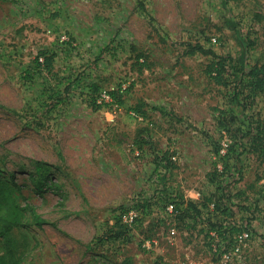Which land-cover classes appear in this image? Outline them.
<instances>
[{"label":"rangeland","instance_id":"1","mask_svg":"<svg viewBox=\"0 0 264 264\" xmlns=\"http://www.w3.org/2000/svg\"><path fill=\"white\" fill-rule=\"evenodd\" d=\"M197 44L231 56L232 77L263 63L264 0H0V178L50 223L23 212L10 235L21 264H221L201 226L157 212L123 239L111 236L114 211L164 181L187 200L215 194L210 175L231 137L220 123L264 120V92L242 111L208 77L213 56L185 54ZM42 52L51 67L44 56L38 65ZM103 94L113 102L100 103ZM139 103L145 117L133 110ZM243 150L231 162L243 180L226 201L254 239L232 264H264V158Z\"/></svg>","mask_w":264,"mask_h":264},{"label":"trees","instance_id":"2","mask_svg":"<svg viewBox=\"0 0 264 264\" xmlns=\"http://www.w3.org/2000/svg\"><path fill=\"white\" fill-rule=\"evenodd\" d=\"M240 1L241 0H223V3L226 6H230L231 3ZM255 18L256 20H262L263 16L261 14H256ZM197 52L211 54L213 56L214 60L207 67L208 77L216 85L232 90V97L236 100L237 104L240 105L242 111H246V99L255 97L259 93L264 92V62H258L250 66L241 64L238 71H236L232 77L227 75L226 62L232 63L234 68H236L237 65L236 61L233 60L231 56L219 57L212 51L206 50L200 44L195 46L189 45L188 51H186L185 54L194 55ZM41 56H44V66L51 67L53 55L50 56L47 52L40 53L37 58L39 66H42V64L39 63ZM140 59L141 56H138V60ZM146 63L147 60L145 59L141 65L145 66ZM95 91H97V88L94 89V92ZM112 96L118 99V105L123 104V100L118 97L116 92L112 93ZM144 106V103H139L133 110L145 117L146 112L143 111ZM233 122L236 121L233 120ZM242 122V125L236 129L227 128L223 121L220 123L222 124L221 126L230 133L231 137H228L230 143L225 148V152L220 156L222 168H217L215 166L210 175L209 181L210 184L214 186L216 195L212 194L209 197H205L201 202L187 200L183 194L168 187L164 181V184L155 189L149 198H142L131 206H121L114 211L117 212L114 225L117 231L111 233L112 238L121 240L126 237L125 234L127 231L132 230V228L122 224L121 217L123 213L133 207L142 213V216L137 220V225L143 224V222L150 217L152 212H157L162 214L163 219L169 217L174 223H178L179 227L187 230L196 229L197 226H201V233H204L208 240H211L210 233L215 232L219 239L225 243V246L231 245L234 234L237 233L240 228L236 223L227 221L228 217L234 216L232 209L227 206V203L232 201V196H230L231 191L227 189L232 187V184L243 180L241 171L238 170L237 172L231 162L236 159V156H240L241 154L237 153L238 146L243 147L244 150L247 149L248 152L253 153L258 158H264V120H259L257 122L244 120ZM136 142L148 143L149 141L143 138L141 141ZM216 152L219 154L218 148ZM162 161H165V164ZM162 163L164 164V169L170 167V161L168 159H159L158 165L161 166ZM224 178L227 181H224ZM229 179H232L233 182L229 183ZM19 191L20 189L16 182L11 183L0 178V248L2 247L6 251L4 255H0V264H21L16 259L11 245L10 235L13 229L22 224L21 216L23 212H27L37 226L50 224L49 221L43 219L33 205L26 202L25 206L22 207L19 204L17 196V192ZM23 199L26 201L24 197ZM226 200H228V202ZM170 204L174 205L173 215H170L166 210ZM210 204L214 205L212 210ZM122 264L133 263L130 259H126Z\"/></svg>","mask_w":264,"mask_h":264},{"label":"built area","instance_id":"3","mask_svg":"<svg viewBox=\"0 0 264 264\" xmlns=\"http://www.w3.org/2000/svg\"><path fill=\"white\" fill-rule=\"evenodd\" d=\"M99 102L109 103L113 102V100L111 99L110 95L103 94ZM213 206L214 205H210L211 209L214 208ZM166 210L170 215H173L174 205H168ZM140 217L141 211H138L132 207L122 214V224L128 227H133ZM234 223L236 222L234 221ZM236 225L240 229L234 234L233 242L229 246H225V243L219 239L215 232L210 233L211 240H209V249L214 255H216L221 264H232L236 261L240 262L243 258H245V253L249 248V243L254 239V233L249 229L247 222H244L243 225L236 223ZM147 243L151 244V241ZM181 264L193 263L188 261Z\"/></svg>","mask_w":264,"mask_h":264},{"label":"crops","instance_id":"4","mask_svg":"<svg viewBox=\"0 0 264 264\" xmlns=\"http://www.w3.org/2000/svg\"><path fill=\"white\" fill-rule=\"evenodd\" d=\"M192 200H194L195 202H199V198L198 197H194V199H192ZM211 208V207H210ZM227 221H229V222H231V223H234V221L236 222V223H238V224H244V221H245V218H244V215L240 212L236 217H234V218H230V217H228L227 218Z\"/></svg>","mask_w":264,"mask_h":264}]
</instances>
